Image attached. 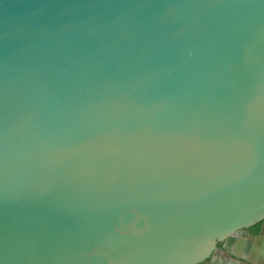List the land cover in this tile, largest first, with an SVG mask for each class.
Instances as JSON below:
<instances>
[{
  "label": "water",
  "instance_id": "water-1",
  "mask_svg": "<svg viewBox=\"0 0 264 264\" xmlns=\"http://www.w3.org/2000/svg\"><path fill=\"white\" fill-rule=\"evenodd\" d=\"M264 0H0V264H264Z\"/></svg>",
  "mask_w": 264,
  "mask_h": 264
},
{
  "label": "flooded vegetation",
  "instance_id": "flooded-vegetation-1",
  "mask_svg": "<svg viewBox=\"0 0 264 264\" xmlns=\"http://www.w3.org/2000/svg\"><path fill=\"white\" fill-rule=\"evenodd\" d=\"M261 224H264V219L261 222L255 224L254 226L248 228L247 230L239 232L238 234L240 237L245 238V239L258 236L259 235V227ZM262 234L264 236V228L262 229ZM212 257H213V260L218 258L219 262L222 261V262H225L226 264L228 262L235 261L233 258H231L229 256V254L226 250L222 249L220 243L216 244V250L213 252ZM206 263H208V260L204 261L201 264H206Z\"/></svg>",
  "mask_w": 264,
  "mask_h": 264
}]
</instances>
